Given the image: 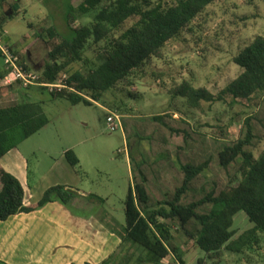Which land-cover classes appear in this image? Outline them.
<instances>
[{
    "label": "rangeland",
    "instance_id": "1",
    "mask_svg": "<svg viewBox=\"0 0 264 264\" xmlns=\"http://www.w3.org/2000/svg\"><path fill=\"white\" fill-rule=\"evenodd\" d=\"M83 1L70 0L74 7ZM176 1L164 0L168 6ZM70 2L0 0V17L10 18L4 25L9 45L14 46L12 49L31 69L41 72L48 61L51 41L47 29L56 27L61 35L70 34L64 20ZM90 23L88 17L77 18L72 26L78 28ZM257 36L264 37V0H219L180 38L169 42L163 59H153L146 65L131 88L119 87L96 102L88 98L94 103L91 106L72 105L66 99L53 98L50 90L33 89L31 102H42L49 124L6 155L2 162L12 161L22 174L19 178L27 192L28 204L38 203L48 189L66 184L75 192L88 196L78 194L69 204L59 201L62 208L51 206L46 210L54 217V229H75L74 223L76 229H124L129 190L134 188L136 181H142L133 157L136 163L142 164L141 170L146 173L151 191L158 199H163L167 193L171 195L180 185L182 175L178 158L184 155V161L188 155L195 156L190 152L193 150L198 162L211 160L202 182L223 189L234 181L235 169L224 170L219 165L216 149L243 138L244 121L254 116V130L259 138L254 154L256 157L261 154L264 149V93H258L252 101L233 102L229 97L226 101L204 102L200 109H191L185 99L173 98L171 90L188 81L196 88H206L218 95L243 72L233 59ZM5 68V60L0 56V72ZM79 68H82L79 64L74 66V70ZM129 93L137 98L129 97ZM13 101L16 100L9 94L0 99V105ZM112 114L120 118L110 124L108 118ZM164 114L173 132L151 120L153 116ZM184 132L191 135L189 146L185 145ZM148 136L154 141H149ZM70 150L80 159L77 167L66 159L65 154ZM66 211L76 220H69ZM68 222L64 227L58 225ZM252 227L247 215L240 212L232 230L239 236ZM114 234L120 236L117 232ZM261 237L258 252L242 255L225 252L218 264H264V235ZM175 243L186 264H197L205 257V253L182 233L176 234ZM124 250L128 256L118 264H149L140 261L142 253L136 248ZM162 264L180 263L171 254Z\"/></svg>",
    "mask_w": 264,
    "mask_h": 264
},
{
    "label": "trees",
    "instance_id": "2",
    "mask_svg": "<svg viewBox=\"0 0 264 264\" xmlns=\"http://www.w3.org/2000/svg\"><path fill=\"white\" fill-rule=\"evenodd\" d=\"M217 1L177 0L168 6L164 0H84L74 7L69 0L64 20L70 34L61 35L56 27L46 30L51 48L48 61L39 73L42 83H63L66 87L60 91L31 87L25 89L26 95L29 96L32 89L50 90L53 98L66 99L72 105L91 106L94 103L88 98L96 102L119 87L131 88L145 66L153 59H163L167 44L180 38ZM86 17L91 19L89 25L72 26L75 19ZM9 19L0 17L2 34ZM20 57L25 69L34 71ZM233 62L243 72L218 95L185 81L171 90L172 97L185 99L191 109H200L204 102H221L229 97L233 102L252 101L258 93H264V37L257 36ZM77 64L82 68L74 70ZM63 77L66 79L62 80ZM19 89H24L20 83L0 86V98ZM129 97L137 98L133 93H129ZM151 120L174 131L165 114L153 116ZM254 122V116H249L242 127L243 138L216 149L219 165L224 170L235 169L234 181L223 189L202 182L211 160L198 162L193 150L190 152L195 156L188 155L184 161V155L178 158L180 185L171 195L167 193L163 199H158L151 191L146 173L141 170L142 164L132 158L135 167L140 169L142 181H136L134 188H130L125 202L126 226L122 232H115L124 246H132L142 253L141 262L162 264L174 254L180 264H186L175 243L179 233L205 253L197 264H218L225 252L242 255L259 251L264 235V149L255 156L259 138ZM48 124L42 102L13 101L0 105V221L32 213L55 200L69 204L78 196L66 186H54L38 203L26 206L25 187L1 164V159ZM184 134L185 145L189 146L191 135ZM138 137L142 140L140 135ZM147 139L152 141L153 137ZM65 156L73 167L80 164L74 151H67ZM199 156L202 158V154ZM240 212L247 215L253 227L238 236L232 228ZM103 264L116 263L111 257Z\"/></svg>",
    "mask_w": 264,
    "mask_h": 264
},
{
    "label": "crops",
    "instance_id": "3",
    "mask_svg": "<svg viewBox=\"0 0 264 264\" xmlns=\"http://www.w3.org/2000/svg\"><path fill=\"white\" fill-rule=\"evenodd\" d=\"M4 35L9 43L10 38L5 31ZM34 71L38 72L35 69ZM5 73L6 68L0 72V86H3L2 78ZM26 92L24 89H19L13 92L11 96L17 102H22L23 99L31 102L32 96L31 94L26 95ZM5 157L1 159L2 166L21 181L19 176L21 177L22 174L13 166L12 161L5 162V164L2 162ZM66 187L75 192L67 184ZM76 193L81 197H88L81 195L80 191H76ZM27 197L26 192L25 205H32L28 204ZM61 203L59 200H55L32 213H22L5 222L0 221V263L101 264L114 257V262L118 264L117 262L128 256L124 249L132 246H124L122 238L114 234L115 231L122 232L123 229H111L112 231L109 229H76V223H74L75 229H54L56 226L54 217L48 215L46 210L51 206L62 208ZM66 214L69 220H76L71 212L66 211ZM69 223L58 225L64 227ZM2 224H4L5 229H3Z\"/></svg>",
    "mask_w": 264,
    "mask_h": 264
},
{
    "label": "built area",
    "instance_id": "4",
    "mask_svg": "<svg viewBox=\"0 0 264 264\" xmlns=\"http://www.w3.org/2000/svg\"><path fill=\"white\" fill-rule=\"evenodd\" d=\"M0 53L1 57L5 60L6 72L2 80L3 86H11L16 83H20L24 89L31 87H46L51 91L62 90L66 86L63 83L60 84H48L40 81V74L35 71H28L25 69L22 63L20 55L12 50L6 41V36L0 32ZM66 79V77H64ZM120 117L116 114H112L108 118L110 124L114 123Z\"/></svg>",
    "mask_w": 264,
    "mask_h": 264
}]
</instances>
